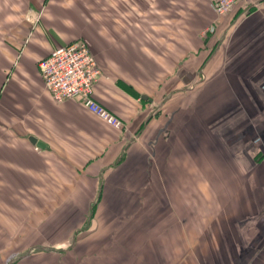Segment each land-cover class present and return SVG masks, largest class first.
Returning <instances> with one entry per match:
<instances>
[{"label":"crops","instance_id":"1","mask_svg":"<svg viewBox=\"0 0 264 264\" xmlns=\"http://www.w3.org/2000/svg\"><path fill=\"white\" fill-rule=\"evenodd\" d=\"M78 40L89 43L102 71L94 97L123 120L122 130L78 99L57 103L46 88L40 60L54 47ZM262 75L264 0H239L225 15L211 0H0V243L25 224L24 214L80 211L82 197L92 206L100 188L110 211L127 206L132 212L141 195L153 201L157 186H148L164 178L172 179L176 198L164 192L168 204L160 209L165 213L150 228L169 232L158 233L155 243L164 255H194L189 246L204 232L191 219L198 211L194 190L204 195L205 180L213 178L212 145L226 148L213 133L224 134L221 123L237 116L235 141L256 146L264 122L253 123L257 110L254 105L251 112L246 101L262 94ZM197 99L203 100L198 107ZM216 99L225 106L212 121L207 116ZM246 130L256 131L255 139ZM254 178L262 184L259 174ZM183 198L188 221L179 228L176 199ZM263 215L252 240L241 243L263 245ZM246 221L243 216L236 222L240 230ZM216 242L205 239V244ZM256 255H264V245ZM33 260L20 264L45 262Z\"/></svg>","mask_w":264,"mask_h":264},{"label":"rangeland","instance_id":"2","mask_svg":"<svg viewBox=\"0 0 264 264\" xmlns=\"http://www.w3.org/2000/svg\"><path fill=\"white\" fill-rule=\"evenodd\" d=\"M260 82L262 94L252 102L246 101L251 112L254 105L257 110L251 117L254 124L264 122V75L260 78ZM201 102L203 100L199 99L195 105L198 107ZM223 102L225 103L223 99L213 101L210 107L211 114L207 116L212 121L219 118L217 113L225 106ZM229 103L233 104V100H229L227 104ZM233 119L228 124L221 123L224 134L219 130L213 133L222 143L225 142L226 148H219L213 144L209 149V156L215 158L217 162L210 164L213 178L205 180L209 184L205 194L202 195V189L194 190V193L198 192L195 197L199 200L195 203L198 211L194 213L195 218L191 217V219L196 226L202 228L201 230L204 229L203 233L196 234V236L200 235L199 242L189 246L188 253L192 251L194 255H180L176 252L172 255H164L161 253L160 244L155 243L158 233L169 232L166 227L157 232L156 228H150V224L156 222V217L165 213L160 209L168 204L164 192L167 191L168 195L172 194L173 199L176 198L172 190L174 186L170 184L172 179L169 182L162 178L159 184L152 180L148 186L150 190L157 186L152 191L153 201H149V195H141L140 203L132 212L131 209L125 210L127 206L115 212L110 211L107 197H103V189L100 188V196L94 200L95 204L92 206L89 205L86 197H82L80 211L66 212L67 210L62 209L60 213L38 211L35 214L33 212L24 214L22 218H26V222L35 223V227L31 228L25 222L10 235L12 237L4 238L0 243V255L7 256L3 257V260L0 258V264H20L32 259L34 263H38L42 258L44 264H264V255H256L262 249L264 241L263 245L256 246L251 245V242L241 243L258 231L256 227L258 217L264 214V133L262 132L263 137H258L255 141L256 146H249L241 139L235 141L236 136L239 135L235 132L237 116ZM225 121L226 116L221 117L220 122ZM247 132L251 134L252 139H255L256 131H244ZM163 166L165 167V164ZM256 170L257 172H254ZM258 174L262 184L260 180L254 178L258 177ZM255 191L258 192V199L248 198L254 195ZM180 197L179 193L177 198ZM85 200L86 204H83ZM184 200L185 198L176 199L179 228L184 227L188 221L186 215L188 207ZM38 201L39 198L35 206H39ZM144 202H147V205H143ZM203 203L206 211L202 210ZM190 212L188 214H191ZM17 214L19 215L18 212ZM146 216L149 217L148 222L143 221ZM243 216L247 218V227L240 230L236 222ZM205 220H209L206 227L203 226ZM69 226L71 230L76 231L70 234ZM174 230L178 233L176 228ZM245 231L250 235L248 236ZM207 237L217 242L205 244ZM78 250L84 254L70 255L71 251ZM253 250L255 255H252ZM98 252H103L104 255H96ZM9 256H15L14 260H10L11 258L8 260Z\"/></svg>","mask_w":264,"mask_h":264},{"label":"built area","instance_id":"3","mask_svg":"<svg viewBox=\"0 0 264 264\" xmlns=\"http://www.w3.org/2000/svg\"><path fill=\"white\" fill-rule=\"evenodd\" d=\"M219 15L230 13L239 0H211ZM39 69L46 88L57 103L78 99L100 120L122 130L123 120L113 114L94 97V90L102 74L89 43L78 40L56 46L40 60Z\"/></svg>","mask_w":264,"mask_h":264},{"label":"water","instance_id":"4","mask_svg":"<svg viewBox=\"0 0 264 264\" xmlns=\"http://www.w3.org/2000/svg\"><path fill=\"white\" fill-rule=\"evenodd\" d=\"M30 139H31V141H32L34 144L38 145L39 147H42V146H43V143H41L40 141H37V139H35V138H33V137H31Z\"/></svg>","mask_w":264,"mask_h":264},{"label":"trees","instance_id":"5","mask_svg":"<svg viewBox=\"0 0 264 264\" xmlns=\"http://www.w3.org/2000/svg\"><path fill=\"white\" fill-rule=\"evenodd\" d=\"M165 197V196H164ZM166 198V197H165ZM167 200V199H166Z\"/></svg>","mask_w":264,"mask_h":264}]
</instances>
